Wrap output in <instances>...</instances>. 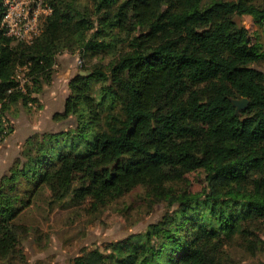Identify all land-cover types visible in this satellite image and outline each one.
Masks as SVG:
<instances>
[{"label": "trees", "instance_id": "16d2710c", "mask_svg": "<svg viewBox=\"0 0 264 264\" xmlns=\"http://www.w3.org/2000/svg\"><path fill=\"white\" fill-rule=\"evenodd\" d=\"M46 1L52 13L31 43L0 26V132L3 112L31 93L18 88L16 70L27 69L38 93L61 51L113 57L75 74L63 111L53 115L65 128L29 136L1 179L0 258L17 242L20 204L42 188L95 205L137 188L172 196L142 236L72 264H226L224 246L234 238L256 249L264 225V72L255 66L264 64V42L239 19L250 16L264 37V3L91 0L87 9ZM2 14L0 0V21ZM242 98L248 106L237 114L231 100ZM199 171V191L174 190Z\"/></svg>", "mask_w": 264, "mask_h": 264}, {"label": "rangeland", "instance_id": "374dc122", "mask_svg": "<svg viewBox=\"0 0 264 264\" xmlns=\"http://www.w3.org/2000/svg\"><path fill=\"white\" fill-rule=\"evenodd\" d=\"M74 1L80 7L92 9L91 0ZM255 1L264 3V0ZM50 15L43 17L42 27ZM239 21L264 42L262 28L250 16L243 15ZM112 57L113 54H104L83 58L77 49L61 51L56 55L50 81L41 84L38 93L32 92L33 83L26 76L27 69L16 70L18 88L26 94L28 87L31 93L26 104L23 101L14 104L2 114L0 153L5 154L0 156V181L21 155L25 140L32 135L29 129H34L35 134L65 128L63 122L53 119V115L63 111L65 99L70 94L69 82L75 74L84 68L91 69L93 65L106 66ZM255 67L264 72V64ZM95 87H98L97 83ZM10 138L20 143L10 144ZM203 177L200 171L190 173L180 187L174 185V190L179 192L187 185L186 191H199L204 186ZM24 190L22 186L20 194L25 201ZM26 191L31 190L28 188ZM170 200L155 199L143 188H137L106 205H95L89 199L74 201L42 188L32 192L28 205L22 207L20 204L19 215L13 222L18 234L17 242L7 257L0 258V264H72L75 257L91 250L111 253L113 244L136 235L140 237L148 225L158 222L167 212ZM256 235V249L248 247L240 238L228 242L224 246L223 261L226 264H264V225L259 226Z\"/></svg>", "mask_w": 264, "mask_h": 264}, {"label": "built area", "instance_id": "2783aa9c", "mask_svg": "<svg viewBox=\"0 0 264 264\" xmlns=\"http://www.w3.org/2000/svg\"><path fill=\"white\" fill-rule=\"evenodd\" d=\"M51 13L44 0H3L0 26L15 41L31 43L41 32L43 17Z\"/></svg>", "mask_w": 264, "mask_h": 264}, {"label": "water", "instance_id": "95a60500", "mask_svg": "<svg viewBox=\"0 0 264 264\" xmlns=\"http://www.w3.org/2000/svg\"><path fill=\"white\" fill-rule=\"evenodd\" d=\"M231 103L235 107V112L238 114L239 110L245 109L248 106V99H232Z\"/></svg>", "mask_w": 264, "mask_h": 264}, {"label": "crops", "instance_id": "0c3cea01", "mask_svg": "<svg viewBox=\"0 0 264 264\" xmlns=\"http://www.w3.org/2000/svg\"><path fill=\"white\" fill-rule=\"evenodd\" d=\"M29 132H30V134H33V133H34V129H33V130H32V129H29ZM15 136H16V135H14V138H15ZM25 138H26V137H25ZM10 140H11V138L9 139V142H8V143H10V144H16L17 142L20 143L19 141H15V142H13V141H12L13 139H12L11 141H10ZM7 147H8V148H11L10 145H8ZM12 147H13V146H12ZM3 154H5V153H0V156L3 155ZM7 154H9V152H8Z\"/></svg>", "mask_w": 264, "mask_h": 264}]
</instances>
